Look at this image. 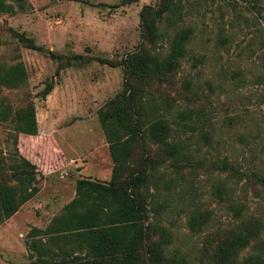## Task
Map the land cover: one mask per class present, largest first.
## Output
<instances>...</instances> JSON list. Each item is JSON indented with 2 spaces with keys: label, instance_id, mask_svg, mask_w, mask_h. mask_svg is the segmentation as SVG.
Returning a JSON list of instances; mask_svg holds the SVG:
<instances>
[{
  "label": "rangeland",
  "instance_id": "rangeland-1",
  "mask_svg": "<svg viewBox=\"0 0 264 264\" xmlns=\"http://www.w3.org/2000/svg\"><path fill=\"white\" fill-rule=\"evenodd\" d=\"M167 1H4L0 64L20 62L26 77L0 86L7 114L0 120V173H11L22 156L35 165L36 192L0 223V264H64L62 256L30 258L27 231L43 229L62 212L77 178L109 180L112 162L98 110L122 91L127 56L147 51L165 58L183 28L190 29L185 52L165 79L128 78L140 89L144 112L166 121V141L177 150L170 156L143 135L122 175L144 157L156 163L148 216L170 232L163 245L174 258L168 264H216L209 255L240 219L260 220L264 239V0H173L158 17ZM146 23L155 26L153 40L144 35ZM46 83L52 88L41 98ZM29 106L34 135L15 123ZM192 212L207 216L198 228L188 225ZM253 251L241 249L234 264Z\"/></svg>",
  "mask_w": 264,
  "mask_h": 264
},
{
  "label": "trees",
  "instance_id": "trees-1",
  "mask_svg": "<svg viewBox=\"0 0 264 264\" xmlns=\"http://www.w3.org/2000/svg\"><path fill=\"white\" fill-rule=\"evenodd\" d=\"M5 0H0V12L7 10ZM20 3L23 0H13ZM156 14L158 17L168 10L173 0H168ZM155 26L146 23L144 35L155 38ZM190 34L189 28L176 32L171 52L165 58L148 54L147 51L132 53L123 62L124 84L121 92L98 110V121L108 144V154L112 162L107 182L77 178L74 196L63 206L62 212L51 217L43 229L31 227L26 233L28 256H62L64 264H168L174 258H167L163 245L169 242L170 232L155 220L149 219L147 190L153 180L156 163L144 157L140 166L123 176L133 143L140 142L146 135L160 144L170 156L177 146L167 142L169 128L166 121L144 112L137 102L140 89L131 86L128 78L137 82H147L157 78L165 79L178 65L176 58L182 57ZM27 47H33L30 40L18 35ZM26 77L20 62L12 65L0 64V86L18 85ZM127 77V79H126ZM51 83L44 84L39 91L44 98ZM6 109L0 102V120L6 119ZM19 132L34 135L36 123L32 107L16 116ZM11 173H0V223L10 217L19 206L32 197L36 188L35 165L19 156ZM1 170V167H0ZM218 193L222 188L216 187ZM232 209L240 217V208ZM207 219L206 214L191 213L188 218L190 228H198ZM261 222L257 218L240 219L236 229L229 236L219 239L209 255L216 264H234L241 249L251 245L254 251L243 259V264H264V239L260 237ZM36 235L40 238L34 239ZM257 243L258 246H257ZM176 264H179L176 261Z\"/></svg>",
  "mask_w": 264,
  "mask_h": 264
},
{
  "label": "water",
  "instance_id": "water-1",
  "mask_svg": "<svg viewBox=\"0 0 264 264\" xmlns=\"http://www.w3.org/2000/svg\"><path fill=\"white\" fill-rule=\"evenodd\" d=\"M44 51H45V52H48V50H47V49H44Z\"/></svg>",
  "mask_w": 264,
  "mask_h": 264
}]
</instances>
